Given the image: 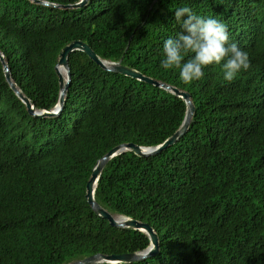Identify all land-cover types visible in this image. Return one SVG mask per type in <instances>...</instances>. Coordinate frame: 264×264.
Masks as SVG:
<instances>
[{
    "label": "trees",
    "instance_id": "1",
    "mask_svg": "<svg viewBox=\"0 0 264 264\" xmlns=\"http://www.w3.org/2000/svg\"><path fill=\"white\" fill-rule=\"evenodd\" d=\"M0 0V52L37 110L59 98L55 65L73 40L190 93L187 131L165 150L110 158L94 199L114 215L148 223L154 256L95 264H264V0ZM189 7L223 22L251 67L232 82L213 65L191 84L161 68L163 44L182 33ZM186 19V17H185ZM189 57L186 56L185 60ZM58 115L30 114L0 60V264H68L96 254L142 251L146 233L110 225L85 198L99 158L121 143L154 146L183 121L185 101L108 71L80 50Z\"/></svg>",
    "mask_w": 264,
    "mask_h": 264
},
{
    "label": "water",
    "instance_id": "2",
    "mask_svg": "<svg viewBox=\"0 0 264 264\" xmlns=\"http://www.w3.org/2000/svg\"><path fill=\"white\" fill-rule=\"evenodd\" d=\"M33 2L40 3L43 5L56 6V4L49 3L48 1H45V0H33ZM86 2L87 0H79L78 2L74 4L66 5V7H71V8L80 7V6H83ZM74 50H80L84 52L91 60L96 62L99 66H101L105 70L118 72V73L130 76V77L148 82L154 86H159L181 97L185 101L186 111H185L183 121L180 124L179 128L170 137L165 139L162 143L154 145V146H141V145L134 144L132 142L121 143V144L114 146L105 155H103L101 158L97 160V162L95 163L92 169L91 175L86 183L85 198L88 204L95 211V213L107 219L110 225L112 226L130 227V228L138 229L146 233L149 237V245L147 246V248H145L142 251H138V252H125V253H120V254L96 253V254L84 257L82 259L72 261L68 264H95L99 262H109V263L132 262V261L142 260L146 257L154 256L159 250L158 236L156 232L154 231V229L148 223L140 222L134 218H129L123 215H114L111 212L107 211L95 201L94 191H95L96 183H97L101 170L103 169L106 162L113 156L120 154L127 150H132L134 153L138 155H143V156L157 154L165 150L168 146L174 144L187 131V128L191 121L192 114L195 109L194 104L192 103L191 98H190L191 97L190 93L187 91L181 90L179 88H176L174 86H171L169 84H166L164 82L147 77L143 75L142 73L128 66L121 64L120 61L112 62V61L102 60L95 54V52L91 49V47L88 44H86L85 42L81 40H73L69 42L68 44H66L61 49L57 64L55 65V70L58 76L59 89H60L59 98H58L57 103L54 105V107L51 110H37L34 108L29 98H27L21 92V90L16 86L15 82H13V80L11 79V75H10V71L8 69L7 63L4 60L3 54L0 52V60L4 67L5 79L9 83L11 88L14 90L15 94L25 104L30 114L34 116H39V117H49V116H55L59 114L64 104V101H65V94L69 86V81L71 77L69 65H68V56ZM59 65H63L65 67V70H66L65 83H63V77L58 71Z\"/></svg>",
    "mask_w": 264,
    "mask_h": 264
},
{
    "label": "clouds",
    "instance_id": "3",
    "mask_svg": "<svg viewBox=\"0 0 264 264\" xmlns=\"http://www.w3.org/2000/svg\"><path fill=\"white\" fill-rule=\"evenodd\" d=\"M175 20L183 32L164 42L160 66L165 70H178L183 83L201 80L204 69L213 65L222 67L223 79L230 83L241 71L251 67L247 52L236 43H229L228 29L223 22L198 16L189 7L176 10Z\"/></svg>",
    "mask_w": 264,
    "mask_h": 264
},
{
    "label": "bare ground",
    "instance_id": "4",
    "mask_svg": "<svg viewBox=\"0 0 264 264\" xmlns=\"http://www.w3.org/2000/svg\"><path fill=\"white\" fill-rule=\"evenodd\" d=\"M58 71L61 74V76L63 77V83H65V80H66V70H65V67L63 65H59L58 66Z\"/></svg>",
    "mask_w": 264,
    "mask_h": 264
}]
</instances>
